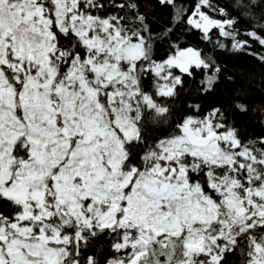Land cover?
I'll use <instances>...</instances> for the list:
<instances>
[{
	"label": "snow or ice",
	"instance_id": "6c2138e0",
	"mask_svg": "<svg viewBox=\"0 0 264 264\" xmlns=\"http://www.w3.org/2000/svg\"><path fill=\"white\" fill-rule=\"evenodd\" d=\"M0 264H264V0H0Z\"/></svg>",
	"mask_w": 264,
	"mask_h": 264
},
{
	"label": "trees",
	"instance_id": "16d2710c",
	"mask_svg": "<svg viewBox=\"0 0 264 264\" xmlns=\"http://www.w3.org/2000/svg\"><path fill=\"white\" fill-rule=\"evenodd\" d=\"M233 63L245 71H255L256 70V65L244 57H241L238 60L233 61Z\"/></svg>",
	"mask_w": 264,
	"mask_h": 264
}]
</instances>
